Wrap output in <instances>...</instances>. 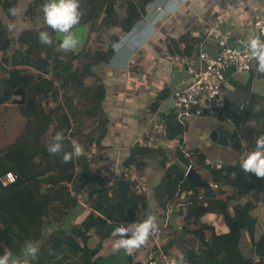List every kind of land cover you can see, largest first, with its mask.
Masks as SVG:
<instances>
[{
  "label": "crops",
  "instance_id": "1",
  "mask_svg": "<svg viewBox=\"0 0 264 264\" xmlns=\"http://www.w3.org/2000/svg\"><path fill=\"white\" fill-rule=\"evenodd\" d=\"M157 7L162 8L159 11ZM0 9V21L9 26L12 19ZM143 16L144 19L138 20L127 32L119 28L109 32L122 37L112 45L114 53L109 62L93 68L94 80L87 82L86 79L89 85L102 84L105 95L94 115L83 116L84 123L79 129L80 135L92 132L94 140L86 145L85 136H78L77 141L94 175L109 185L126 182L132 193L141 196L131 213L134 221L152 215L156 230L128 253L124 249L113 250L117 237L111 234L121 220L125 226L132 222L128 215L119 222L108 220L107 225H103V231L108 232L104 238L98 233L100 228H90L86 244L90 248L99 246L93 258L96 264H146L148 252L154 248L160 252L157 264H188L187 249L199 255L203 245L194 231L211 238L214 231L227 233L229 228L221 212L210 210L193 220L185 218L186 207L207 204L214 197L224 200L228 192L220 194L218 187L211 197L192 181L199 192L196 203L190 200L192 193L181 190L179 185L170 196L172 190L164 183V177L168 167L178 161L176 150L181 148L187 156L198 153L203 164L234 166L253 147L255 137L264 135V72L256 70L254 61L248 72H238L233 67L226 71L224 115L192 117L181 137L167 138V122L170 115L174 116L173 92L190 82L186 65L180 58L201 68L200 52L216 54L218 41L223 36L236 44L239 37L247 42L249 35L261 34L254 22L259 18L264 20L262 0H154ZM84 26L79 45L87 41L88 31L92 37L96 34L90 31V25ZM74 29H71L73 35ZM12 48L9 54L15 49H24L21 44ZM2 56L0 51V59ZM4 66L6 71L12 68L10 64ZM6 75L4 71L0 77ZM15 101L11 99L0 105V150L11 145L24 128L25 118ZM80 102V110L94 105H89L84 97ZM236 120L241 124L240 152L231 143L237 129ZM137 147H147L151 152L145 156L136 154V162L128 163L131 151ZM192 164L203 178L215 183L205 167L196 160ZM82 183L76 180L79 189L72 194L78 207L75 208L76 216L67 220L69 226L81 223L94 212L90 201L96 197L92 191L100 187L97 178L81 187ZM131 192L127 196H133ZM237 202H251L249 216L256 221L254 235L247 230L242 232L241 253L246 258L258 260L254 243L264 236V176L261 187L251 190Z\"/></svg>",
  "mask_w": 264,
  "mask_h": 264
},
{
  "label": "trees",
  "instance_id": "2",
  "mask_svg": "<svg viewBox=\"0 0 264 264\" xmlns=\"http://www.w3.org/2000/svg\"><path fill=\"white\" fill-rule=\"evenodd\" d=\"M153 1L126 0L125 15L120 17L115 0H79L81 15L77 25L89 24L90 31L96 32L100 42L97 47L86 46L80 51L61 50L57 32L44 25L38 30H22L17 40L24 49H15L9 54L13 40L8 24L0 21V51L3 53L0 69L7 73L0 77V105L10 101L13 95H20L21 99L15 102L25 118L24 128L15 141L0 150V179L8 171L18 175L13 184L4 186L0 181V254L10 251V259H16L17 264H96L93 258L99 246H87L89 229L100 228L98 233L104 238L108 232L103 231V225H107L108 220L119 222L128 215L134 221L131 213L141 196L132 193L129 184L105 183L90 170L85 154L74 156L67 162L63 161L62 154L71 150V141H77L78 136H85L83 141L86 145L94 140L92 132L80 135L79 131L84 123L83 116L94 115L105 95L102 84L86 83V79L95 74L93 68L108 63L114 53L112 44L101 41L113 29L119 28L123 32L132 29ZM44 3L45 0H32L26 13L34 17L42 12ZM17 4L18 0H0V7L10 19L16 16ZM13 9L14 12L11 11ZM42 30L49 33L51 43L44 44L38 40V33ZM113 36L114 40L118 38ZM55 42L58 48H54ZM8 64L12 68L6 71L4 65ZM70 90L75 92L71 94ZM40 94L46 98V103L40 101ZM76 96L84 97L89 105H94L80 110L81 99L75 101ZM236 125L231 143L240 152L242 134L239 120H236ZM185 129L186 126L178 122L175 115L169 116L168 139L181 137ZM57 131L63 133L62 151L49 153L47 146L53 142ZM150 152L147 147L134 148L127 162H136V154L145 156ZM176 154L178 161L168 167L164 177V183L172 190L170 196L179 185L181 190L192 193L190 200L193 203L197 202L198 188L186 174L187 168L193 166V160L209 171L210 178L219 186L220 194L228 192L224 200L214 197L207 204L196 203L186 207V219L195 220L210 210L221 212L229 228L227 233L214 231L211 238L194 231L203 245L199 255L187 249L188 264H264V236L254 243L258 260L246 258L241 253L242 232L247 230L251 236L254 235L256 221L249 216L251 202H237L251 190L261 187L263 176L246 173L240 163L221 167L203 164L198 153L187 156L181 148L176 150ZM95 178L100 187L91 193L96 194L90 201L94 212L81 223L69 226L67 220L76 216L75 208L78 207L72 194L79 189L76 180L83 181L82 187ZM129 192L133 196H127ZM28 244L37 249L34 258L25 254Z\"/></svg>",
  "mask_w": 264,
  "mask_h": 264
},
{
  "label": "clouds",
  "instance_id": "3",
  "mask_svg": "<svg viewBox=\"0 0 264 264\" xmlns=\"http://www.w3.org/2000/svg\"><path fill=\"white\" fill-rule=\"evenodd\" d=\"M79 0H45L42 5L44 23L51 29L62 34L59 48L68 50L77 43L71 29L80 21ZM11 11H15L14 9ZM38 40L41 43H51V37L46 30L38 33ZM247 51L249 58L255 61L256 70L264 72V32L261 34H251L247 37ZM63 133L57 131L53 136V142L47 146L49 153H60L62 151ZM83 152L82 145L76 141H71V150L63 151L62 159L67 162L72 157H79ZM240 167L246 173H253L257 177L264 176V135L255 137L254 147L247 151L240 161ZM156 230L155 217L147 215L139 221H133L125 225H117L112 229L111 234L117 237L112 245L114 251L124 249L131 253L134 248L142 245L149 236ZM36 247L28 244L25 254L35 257ZM10 251L5 250L0 254V264H17V260L10 257Z\"/></svg>",
  "mask_w": 264,
  "mask_h": 264
},
{
  "label": "built area",
  "instance_id": "4",
  "mask_svg": "<svg viewBox=\"0 0 264 264\" xmlns=\"http://www.w3.org/2000/svg\"><path fill=\"white\" fill-rule=\"evenodd\" d=\"M264 5V0H262ZM254 26L264 32V20L257 19ZM218 52L211 54L206 51L200 52V61L203 64L201 68H195L189 61L181 57L180 61L186 65L187 79L189 84L180 89H175L174 97V115L178 122L186 125L192 117L195 116H218L224 112L226 106V94L224 81L226 71L233 67L238 72H248L253 67L254 60L249 58L247 51V42L242 38L237 39L236 44H231L226 36L218 41ZM13 100L21 99V96L15 94ZM212 167H221L219 164ZM193 168V166H189ZM18 178L14 171L6 172L0 179L4 186L13 184ZM211 187L218 189L217 183H210ZM119 225H125L121 220ZM167 224H165L166 226ZM160 255L158 249L154 248L148 252L146 264H157V257Z\"/></svg>",
  "mask_w": 264,
  "mask_h": 264
},
{
  "label": "rangeland",
  "instance_id": "5",
  "mask_svg": "<svg viewBox=\"0 0 264 264\" xmlns=\"http://www.w3.org/2000/svg\"><path fill=\"white\" fill-rule=\"evenodd\" d=\"M31 0H19L18 1V7H17V12H16V16L14 18H12L11 23L9 24V34L10 37L12 38L13 42L12 45L14 47H19V43L17 40V37L19 36L20 32L24 29L27 28H33V29H40L42 26L46 25L44 23V18H43V13H37L35 18H31L27 13L26 10L28 8V5L30 3ZM116 1V7H117V11L120 15V17H122V15H125V5H126V0H115ZM148 8V7H147ZM158 10L160 11V9L162 7H157ZM38 11V10H37ZM0 14H1V9H0ZM145 15V14H144ZM144 19V16L142 15V17ZM79 25L75 26L74 28H77ZM89 26V24H88ZM92 33L88 31V33H86L85 37L87 41H85V43H82L80 45H75L72 49L73 50H77L81 47H85V46H94L97 47L98 43H100L97 38H96V34H94V36L92 37ZM113 35L117 36V40L112 39V37H114ZM112 36V37H111ZM122 35L121 34H107V36L101 41V43H107V44H114L115 42L119 41L121 39ZM106 46V45H105ZM54 48H58L57 42H55ZM3 73H0V75ZM95 77H88L87 82H92L94 80ZM75 91L70 90V93L73 94ZM84 92H82L81 94H83ZM40 101H42L43 103H46V98L40 94L38 95ZM78 99H81V97L79 98L78 96L75 97V101H78Z\"/></svg>",
  "mask_w": 264,
  "mask_h": 264
},
{
  "label": "water",
  "instance_id": "6",
  "mask_svg": "<svg viewBox=\"0 0 264 264\" xmlns=\"http://www.w3.org/2000/svg\"><path fill=\"white\" fill-rule=\"evenodd\" d=\"M84 29H85L84 25H80L74 29V36L76 38V41H77L76 44L77 45H79V41L81 40L80 34H81L82 30H84ZM57 36L61 40L62 34L57 32ZM77 50L80 51L81 48H79ZM172 100L174 102L175 99L173 98ZM186 174L194 182V184L196 186L201 187L205 190L206 195L211 196V197L215 196L216 192L211 187L209 180L203 178L202 175L197 170H195L194 168H189Z\"/></svg>",
  "mask_w": 264,
  "mask_h": 264
}]
</instances>
